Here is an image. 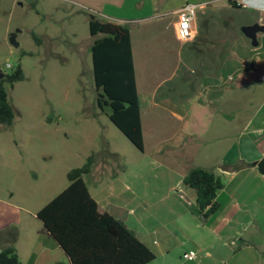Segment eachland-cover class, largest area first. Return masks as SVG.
Returning a JSON list of instances; mask_svg holds the SVG:
<instances>
[{
	"label": "rangeland",
	"instance_id": "1",
	"mask_svg": "<svg viewBox=\"0 0 264 264\" xmlns=\"http://www.w3.org/2000/svg\"><path fill=\"white\" fill-rule=\"evenodd\" d=\"M185 5L197 9L193 36L182 43L174 37L176 16L172 11ZM229 5L228 0H0V74H10L18 66L23 72V80L12 88L4 85L13 120L0 125V201L12 207L3 206L0 218L9 213L11 221L18 218L25 223L22 228L14 225L0 231V242L18 235L22 240L26 236L27 241H49L47 254L36 264L65 261L63 252L54 250L52 240L37 234L41 223L36 212L67 187L66 173L83 165L90 153L99 155L95 168L93 164L83 176L90 192L99 181L93 168L97 174L104 173L108 165L100 159L111 162L107 176L111 179L121 174L124 163L130 169L133 156L138 155L108 120L109 107L100 110L96 105L90 48L99 35H89L88 16L129 30L136 84L144 96L149 89L157 87L161 92L179 81L184 60L216 59L220 65L231 36L242 35L239 27L264 23V14ZM178 58L182 65L172 75ZM107 184L105 181L100 188ZM115 203L120 218L133 210L131 217L144 219L149 232L165 224L156 222L153 209Z\"/></svg>",
	"mask_w": 264,
	"mask_h": 264
},
{
	"label": "crops",
	"instance_id": "2",
	"mask_svg": "<svg viewBox=\"0 0 264 264\" xmlns=\"http://www.w3.org/2000/svg\"><path fill=\"white\" fill-rule=\"evenodd\" d=\"M245 3L246 9L264 14V0ZM172 30L175 37V25ZM246 39L234 33L220 65L216 59L184 60L180 80L161 92L156 87L141 96L134 71L142 151L136 150L130 169L124 163L121 174L111 179H107L111 162L100 159L108 165L97 174L99 155L90 153L99 184L93 192L87 188L88 193L99 213L120 220L153 252L155 258L148 264H264V33L257 37V47ZM180 64L178 58L172 75ZM193 168L211 170L222 183L214 199L218 210L208 218L198 212L194 191L182 184ZM105 181L108 184L100 188ZM116 200L141 210L153 209L156 222L169 223L149 232L144 219L131 217L133 210L120 218ZM3 206L12 207L0 201V212H5ZM14 225L22 228L25 223L18 218L11 221L9 213L0 218V231ZM37 234L60 250L42 226ZM38 240L27 241L26 236L22 240L21 235L4 238L0 250L10 245L21 264H36L52 244ZM189 250L197 253L194 261L182 258ZM64 260L52 263L66 264L65 255Z\"/></svg>",
	"mask_w": 264,
	"mask_h": 264
},
{
	"label": "trees",
	"instance_id": "3",
	"mask_svg": "<svg viewBox=\"0 0 264 264\" xmlns=\"http://www.w3.org/2000/svg\"><path fill=\"white\" fill-rule=\"evenodd\" d=\"M88 32L92 37L99 35L90 48L96 105L100 110L109 107L108 120L141 152L140 104L129 30L89 15ZM32 37L39 41L33 34ZM22 80L23 72L19 66L0 79V125H9L13 120L4 85L12 88L14 83ZM93 164L94 157L89 155L83 165L69 170L67 187L41 207L35 218L64 253L68 260L66 264L150 263L155 258L153 252L131 230L113 216L98 212L83 181ZM182 184L194 191L195 205L203 218L217 212L214 199L222 183L211 170L190 169ZM0 264H21L12 246L0 250Z\"/></svg>",
	"mask_w": 264,
	"mask_h": 264
},
{
	"label": "built area",
	"instance_id": "4",
	"mask_svg": "<svg viewBox=\"0 0 264 264\" xmlns=\"http://www.w3.org/2000/svg\"><path fill=\"white\" fill-rule=\"evenodd\" d=\"M231 6L236 8H246L245 0H228ZM200 7V6H199ZM198 7V8H199ZM197 6L185 5L179 8L173 14L176 16L175 38L179 42H187L193 36V20ZM182 258L186 261H194L197 258L195 250H189L183 253Z\"/></svg>",
	"mask_w": 264,
	"mask_h": 264
},
{
	"label": "water",
	"instance_id": "5",
	"mask_svg": "<svg viewBox=\"0 0 264 264\" xmlns=\"http://www.w3.org/2000/svg\"><path fill=\"white\" fill-rule=\"evenodd\" d=\"M240 32L245 38H247L250 41V45L252 47H257L258 45L257 34L264 33V25L259 23H254L252 25L242 26L240 27ZM11 41L12 43H14L13 39ZM2 76L3 75L0 74V79L2 78Z\"/></svg>",
	"mask_w": 264,
	"mask_h": 264
},
{
	"label": "flooded vegetation",
	"instance_id": "6",
	"mask_svg": "<svg viewBox=\"0 0 264 264\" xmlns=\"http://www.w3.org/2000/svg\"><path fill=\"white\" fill-rule=\"evenodd\" d=\"M254 24V23H253ZM259 24H262V25H264V23H259ZM258 35V34H257Z\"/></svg>",
	"mask_w": 264,
	"mask_h": 264
}]
</instances>
